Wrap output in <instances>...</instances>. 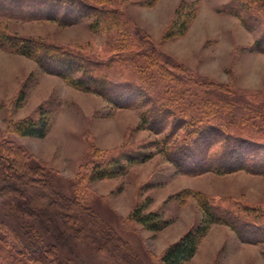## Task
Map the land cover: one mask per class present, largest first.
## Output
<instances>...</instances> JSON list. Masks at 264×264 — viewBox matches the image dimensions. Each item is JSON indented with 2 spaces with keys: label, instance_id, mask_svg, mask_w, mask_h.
<instances>
[{
  "label": "rangeland",
  "instance_id": "rangeland-1",
  "mask_svg": "<svg viewBox=\"0 0 264 264\" xmlns=\"http://www.w3.org/2000/svg\"><path fill=\"white\" fill-rule=\"evenodd\" d=\"M242 1L249 7L247 13L258 14L263 22H243L229 10L230 0H116L139 32L173 62L191 69L209 92L248 104L226 108L225 115L233 118L231 128L251 135L264 125L251 111L254 107L264 111V50L256 47L264 33V0ZM182 3L186 11L177 13ZM17 4L5 6L0 1L1 32L89 54L107 52L105 33L91 26L93 17L64 25L48 16H34L37 7L18 9ZM234 9L246 12L238 5ZM177 14L189 21L187 29L169 34ZM158 86L154 84L155 89ZM145 108L117 107L101 94L45 71L34 57L0 44V141L11 146L13 158H22V153L29 164L42 165L35 171L16 163L17 173L5 177L0 166V185L7 182L3 192L12 194L6 205L0 199V218L17 230L0 231V264H126L111 252L112 230L125 241L120 244L124 254L136 255L143 264H163L168 246L200 224L206 233L186 264H264V240L243 239L225 220L208 217L213 204L241 209V202L264 209V174L247 169L182 173L154 143L161 136L143 128ZM220 109L221 113L214 108L202 111L221 119L226 112ZM44 116L49 122L44 137L16 132L17 122ZM129 148L149 155L124 160L126 169L113 176L90 178L94 161ZM73 199L89 208L78 207ZM137 211L141 215L157 211L165 224L148 228L134 216ZM42 216L48 229L40 222ZM29 236L43 245L37 254L28 248Z\"/></svg>",
  "mask_w": 264,
  "mask_h": 264
},
{
  "label": "trees",
  "instance_id": "trees-1",
  "mask_svg": "<svg viewBox=\"0 0 264 264\" xmlns=\"http://www.w3.org/2000/svg\"><path fill=\"white\" fill-rule=\"evenodd\" d=\"M0 1L6 3L5 6L18 3V9H23L22 7L25 5L31 7L29 9L37 7L34 16H48V18L57 19L64 25L73 24L85 17H93L91 26L98 28L106 36L108 50L104 54H100L99 50L89 54L74 47L63 46V44L18 35L11 36L1 31L0 44L18 53L34 57L45 71L63 77L73 86L101 94L117 107L145 106L142 114L143 128L161 136L160 140H154V143L160 152L170 158L182 173L203 174L215 171L222 174L230 170L247 169L253 173L264 174V125H258L256 129L254 128L253 135H247L241 130L231 128L233 118L225 115L227 114L226 108L238 105L249 107V105H243L237 100H229V98L209 92L207 84L196 80L191 69L173 62L156 47L144 32H139L116 0ZM237 5L240 8L245 7L246 12L235 10L234 7ZM186 7L187 5L182 3L177 9V13L185 12ZM247 9H249L248 5L243 1L241 3V0H230L229 10L240 15L243 22L248 19L252 20L254 24L263 22L261 16L248 14ZM188 23L186 18L183 16L181 18L177 14L169 34L184 33ZM256 47L264 50V33L257 40ZM154 84H159L157 89ZM212 108L218 113H221L222 109L220 108H223L226 113L223 114V118L214 119L215 115L213 117L211 116L213 114L202 111ZM251 111H253L254 117L260 115L264 122V114H261L264 111L255 107ZM48 126L49 122L45 116L38 119L29 117L17 122L15 130L22 136L41 138L46 135ZM179 130L182 131L179 132ZM11 149V146L5 147L0 141V166L3 168L4 177L17 173L16 163L21 166L25 165L26 169H35V171L42 167L38 162L29 164L27 157L22 153L20 154L22 158H13L12 154L15 153ZM147 155L149 154L129 148L118 155L96 160L91 167L90 178L113 176L120 170L126 169L124 160L130 162L146 159ZM37 178L34 176L33 181H36ZM7 186L5 181L0 185V199L4 203L7 202L8 196L12 195L8 193L7 197L5 196L3 189ZM48 187L54 188L52 181ZM72 201L82 209L89 208L82 205L77 199ZM239 205L241 209L230 206L222 208L218 204H213L208 209L210 211H208V217L211 221L225 220L237 230L243 239L264 240V226L262 225L264 209L260 210L254 205L249 207L241 202ZM137 212L134 213V216L138 222L148 228L157 229L165 224L157 211L144 215ZM243 212L247 213V216L254 215L255 218L251 219L247 216L246 218L243 216ZM43 218L42 216L40 222L48 229V223ZM238 222L242 226L238 225ZM257 222L263 227L260 228L256 224ZM11 227L10 222L0 218L1 232L13 233L17 231L16 228L12 229ZM30 228L32 227L30 226ZM206 230L202 224L187 230L164 251L162 263L186 264L195 255ZM111 233L113 242L111 252L114 255H119L126 264H135L133 261L137 262L138 260L140 264H143V261L136 258V255L124 254L125 250L120 247V244H124L125 241L116 235L114 230ZM30 237H27L29 244L24 242L33 254H37L36 251L43 249V245ZM99 239L101 238L99 237ZM104 245L105 248H111L110 244ZM131 249L130 247L128 249L130 253Z\"/></svg>",
  "mask_w": 264,
  "mask_h": 264
}]
</instances>
